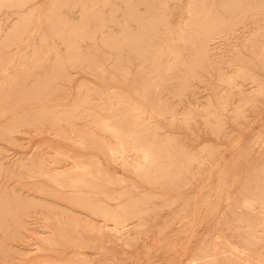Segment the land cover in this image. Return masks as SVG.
<instances>
[{"label": "rangeland", "instance_id": "rangeland-1", "mask_svg": "<svg viewBox=\"0 0 264 264\" xmlns=\"http://www.w3.org/2000/svg\"><path fill=\"white\" fill-rule=\"evenodd\" d=\"M130 1L147 20L164 9L172 28L187 17L188 0ZM201 1L225 17L222 5L231 3L234 27L220 34L211 61L202 65L192 63L195 44L175 39L180 63L160 72L131 50L109 48L110 37L122 32L124 0H67L58 9L68 25L65 34L82 24L85 7L98 13L102 21L92 16L89 22L94 33L78 38L91 61L74 56L54 33L48 19L54 0L0 7V264H264V93L253 94L258 84L264 91L262 0ZM130 27L137 29L134 22ZM156 34L149 43L167 35ZM236 66L248 73L238 76ZM6 75L14 80L2 85ZM133 98L156 110L151 119H136ZM104 117L148 140L155 132L154 140L176 153V161L194 160L175 183L137 176L133 141L124 142L127 152L118 159L109 150L118 139L97 125ZM76 164L90 166L97 187L80 193L47 180L53 171L83 175ZM101 189L125 194L107 201L111 208L129 205V197L140 200L123 235L113 233V224L93 208L102 204L96 202L103 198ZM46 235L56 242L45 245Z\"/></svg>", "mask_w": 264, "mask_h": 264}, {"label": "bare ground", "instance_id": "bare-ground-1", "mask_svg": "<svg viewBox=\"0 0 264 264\" xmlns=\"http://www.w3.org/2000/svg\"><path fill=\"white\" fill-rule=\"evenodd\" d=\"M25 0H0V7L5 5V4H14V2H24ZM80 1V0H79ZM126 1V12L124 14L125 20L122 23V32L119 35L116 36H111V42L109 45V48L111 50H123L126 48L127 50H131L137 55L141 56L144 58V61L149 60L150 61V66L153 68L155 72H160L161 70H169L172 68V66H175L180 63V58L181 54L180 51L178 50V47L175 45L174 40L177 39L181 42H190L196 45V54L197 58L193 60L192 63H195L197 65H202L203 62H210L211 57H212V45L215 44V40L218 37H221V33L223 31H228L231 30L234 27L235 23V17L232 15L231 10L233 11L231 6V3H224L222 5L224 12H228L229 16L225 17L221 13L214 14L211 12L210 8H207L204 6L203 2L201 0H188V4L186 7V13L187 17L184 19L183 23L181 25H178L176 28H172L170 25V22L168 20V13L165 12L164 9H161L159 14L156 16L155 19H143L139 18L138 14L136 13V6L133 4L130 0H124ZM32 2V1H31ZM167 2V1H166ZM81 3V2H80ZM67 6V0H54L53 6L54 10L52 11V15L48 17L50 21L52 22V26L55 28L54 33L60 37L63 38L64 40L67 41L69 45V51L72 52L74 56L77 58H80L82 60H87L91 61L89 58L88 54H83L81 53L80 45H78V38L82 37L81 35H87L91 36L92 32L94 31L90 30V18L92 16L95 17L97 21H102L101 18L99 17L98 13L93 12L89 13L87 12V8L85 7L83 10L86 12L85 13V18L82 24L73 26L71 28H68L67 34H65L64 28H66L68 25L66 21L63 19L59 18L58 15V9L61 6ZM83 5V4H82ZM164 5V4H163ZM262 9H264V0H262V3L259 4ZM166 6V4L164 5ZM81 7V6H80ZM84 7V5H83ZM93 6H90L89 8H92ZM20 9L19 7H17ZM162 8L161 5H159V9ZM250 8V7H249ZM17 9V10H18ZM32 9V8H31ZM46 12V11H45ZM60 12V11H59ZM158 13V12H156ZM258 13V12H257ZM28 12L25 14L27 15ZM251 14V13H250ZM49 15V14H46ZM45 15V16H46ZM253 15V14H252ZM264 15V14H263ZM186 16V15H185ZM39 17V16H38ZM21 18V17H20ZM30 18V17H28ZM45 18V17H43ZM31 20V19H30ZM43 23L44 19L42 20ZM182 21V20H181ZM134 22L136 24L137 29L132 30L130 25ZM21 23V21H20ZM27 23V21H26ZM58 24V25H57ZM180 24V23H179ZM24 25V24H23ZM28 25V23H27ZM44 25V24H43ZM49 25V24H48ZM26 26V25H25ZM17 27V26H16ZM48 27V26H47ZM104 25H100V29H103ZM21 28V27H20ZM50 29V30H51ZM262 32H264V24H262V27L258 28ZM27 30V29H26ZM25 30V31H26ZM49 30V28H48ZM47 30V31H48ZM17 31V30H16ZM24 31V33H25ZM14 32V30H13ZM51 31H48L50 33ZM157 32H163V33H173L176 35L174 38L168 37L167 35L162 37V42L161 43H156V44H151L148 42L149 36H153ZM24 33L22 35H24ZM45 33V31H44ZM6 34V33H5ZM47 34V33H46ZM53 34V33H52ZM104 34V31L101 32V35ZM13 35V33H12ZM45 35V34H44ZM157 35V34H156ZM155 35V36H156ZM226 35V34H225ZM9 36V35H8ZM46 36V35H45ZM12 37V36H11ZM10 37V38H11ZM22 37V36H21ZM85 37V36H84ZM87 38V37H86ZM158 38V37H157ZM15 39V38H14ZM13 39V41H14ZM17 39V38H16ZM219 39V38H218ZM7 42V39H5ZM10 42V39L8 40ZM4 42V40H3ZM8 43V45H10ZM13 43V42H12ZM11 43V44H12ZM5 44V45H6ZM49 44V43H48ZM11 46V45H10ZM47 46V45H46ZM5 47V46H4ZM44 48V47H43ZM42 48V49H43ZM255 52V51H254ZM262 53V52H261ZM263 55V54H262ZM72 56V55H71ZM130 56V55H129ZM196 56V55H195ZM240 56V55H239ZM69 57V56H68ZM1 58V57H0ZM167 58H170L168 61ZM255 58V57H254ZM5 59V58H4ZM9 59V58H7ZM22 59V58H21ZM64 59V58H63ZM264 59V58H263ZM3 58H1V61ZM5 61V60H4ZM237 61V60H236ZM261 61V59H260ZM33 62V61H32ZM141 62V61H140ZM2 64L6 62H1ZM66 63V62H65ZM13 64V63H12ZM57 64V63H56ZM80 64V63H79ZM1 65V64H0ZM65 65V64H64ZM67 65V63H66ZM65 65V66H66ZM57 66V65H56ZM60 64H58L57 67H59ZM245 66V65H244ZM12 67V66H11ZM42 67V66H41ZM40 67V68H41ZM64 67V66H63ZM263 67H264V61H263ZM68 68V67H67ZM238 68V76L240 74H243V72H246L243 67L236 66ZM257 68V67H256ZM64 69H66L64 67ZM122 69V68H121ZM248 69V68H247ZM6 70V68L4 69ZM36 70V68L34 69ZM142 70V69H141ZM140 70V71H141ZM145 70V69H144ZM188 70V69H187ZM193 70L192 66L189 68V73ZM258 70V69H257ZM143 71V70H142ZM249 71V70H248ZM64 72V71H63ZM66 72V71H65ZM169 72V71H168ZM187 72V71H185ZM194 72V71H193ZM251 72V71H250ZM262 72V71H261ZM44 73V72H43ZM248 73V72H246ZM16 74V73H15ZM31 74V73H30ZM33 74V73H32ZM169 74V73H168ZM25 75V74H24ZM65 75V74H63ZM62 75V76H63ZM189 75V74H188ZM248 75V74H247ZM252 75L249 73V76ZM255 75V74H254ZM11 76V75H10ZM17 76V75H16ZM32 76V75H31ZM41 76V75H40ZM146 76V75H145ZM144 76V77H145ZM227 76V75H226ZM234 76V75H233ZM238 76L236 78H238ZM13 77V76H12ZM9 79L10 77L8 75L4 76L1 79L2 85H6L5 83H12L14 79ZM18 77V76H17ZM16 77V78H17ZM94 77V76H93ZM235 77V76H234ZM148 78V77H147ZM154 78V77H153ZM240 78V77H239ZM254 81V76L252 77ZM27 79V77L25 78ZM223 79V78H222ZM34 80V79H33ZM242 80V79H241ZM251 80V79H250ZM151 81H153L151 79ZM24 82V81H23ZM146 82V81H145ZM150 82V79L149 81ZM182 82V81H181ZM257 82V81H256ZM4 83V84H3ZM36 83V82H35ZM182 84V83H181ZM235 84V83H234ZM10 85V84H9ZM236 85V84H235ZM239 85V83H238ZM125 86V84H124ZM127 86V85H126ZM149 86H153L150 85ZM161 86V85H160ZM237 86V85H236ZM235 86V87H236ZM263 85L258 84V87L254 90L253 94L255 96L257 95H263ZM6 87V86H5ZM9 88V87H8ZM122 89V88H121ZM5 90V89H4ZM10 90V89H9ZM110 90V89H109ZM6 91V90H5ZM4 91V92H5ZM8 91V90H7ZM231 91V89H230ZM230 91H229V96H230ZM125 92V91H124ZM6 93V92H5ZM114 93V92H112ZM141 93H143L141 91ZM89 94V93H88ZM109 94V93H107ZM129 94V93H128ZM57 95V94H56ZM115 95V94H114ZM175 95V94H174ZM9 96V93L7 97ZM111 96V95H109ZM118 96V95H117ZM120 96V94H119ZM123 96V95H122ZM228 96V95H227ZM6 97V95L4 96ZM55 97V96H54ZM114 97V96H112ZM139 97V96H138ZM147 97V96H146ZM251 96L246 99V102H249L251 100ZM51 98V97H50ZM108 98V97H107ZM119 98V97H118ZM122 98V97H121ZM227 98V97H226ZM134 99V98H133ZM245 99V98H244ZM45 100V99H44ZM107 100V99H106ZM121 100V99H120ZM220 100V99H219ZM223 100V99H221ZM220 100V101H221ZM226 100V99H224ZM223 100V101H224ZM243 100V98H242ZM48 101V100H47ZM126 101V100H125ZM123 102V101H122ZM131 102V101H130ZM133 102V101H132ZM142 102V101H141ZM113 103V102H112ZM210 103V102H207ZM221 103V102H220ZM226 103V102H224ZM109 104V103H108ZM116 104V100L115 103ZM113 104V105H114ZM120 104V103H119ZM212 104V103H211ZM232 104V103H231ZM124 105V104H123ZM209 105V104H208ZM206 105V106H208ZM214 105V104H213ZM219 105V104H218ZM222 106V103L220 104ZM23 106V105H22ZM25 106V105H24ZM125 106V105H124ZM123 106V107H124ZM128 106V105H126ZM125 106V107H126ZM132 106V105H130ZM210 107L212 105H209ZM224 106V105H223ZM204 107V106H203ZM216 107V106H215ZM46 108V107H45ZM151 109H147L145 106V102L143 103H137L134 99V107L133 111L135 114L136 119H151L153 115L156 113V110L150 107ZM214 108V106L212 107ZM226 108V107H225ZM238 108V107H237ZM88 109V108H87ZM112 110V108H110ZM40 110V109H39ZM115 110V109H114ZM208 110V109H205ZM212 110V109H211ZM234 110V109H233ZM42 111V110H40ZM190 111V110H189ZM162 112V111H161ZM209 113H212L211 111H208ZM12 113V112H10ZM110 113V112H109ZM208 113V114H209ZM242 113V112H241ZM34 115V114H33ZM63 115V114H62ZM214 115V114H213ZM218 115V114H217ZM1 116V115H0ZM31 116V115H30ZM192 116V115H190ZM212 116V115H211ZM216 116V115H215ZM214 116V117H215ZM28 117V116H27ZM26 117V118H27ZM236 117V116H235ZM30 118V117H28ZM110 118V117H109ZM184 118V117H183ZM186 118V117H185ZM210 118V117H209ZM213 118V117H212ZM234 118V117H233ZM95 120V119H93ZM209 120V119H208ZM214 120V119H213ZM97 121V120H95ZM145 121V120H144ZM217 121V120H216ZM219 121V120H218ZM221 121V120H220ZM143 122V121H142ZM35 123V122H34ZM113 123V121H112ZM108 118H99L97 121V125L106 131L107 133H112V138L114 136L118 139V143L115 144L116 146H109V150L112 152V154L118 156L120 158L125 157V153L127 152V148L125 147V142L126 140H132L133 144L129 145L131 146L130 149L135 151V154H137V159H135L130 164L131 167H133L134 173L137 176H145L146 178L152 177L154 179L159 178L162 179L163 181L167 183H175L178 180V177L180 178V174L184 172L186 166L194 160L192 157H184L179 160H174L175 154L174 152H171L170 149H167L163 146L162 143H158L157 141L154 140L155 137V132H152V139L148 140L145 136H143V132H136L132 127V130H129L127 132L122 131L121 129L118 128L117 124H112ZM213 123V122H212ZM136 124V123H135ZM138 124V123H137ZM210 124V123H209ZM214 124V123H213ZM11 125V124H10ZM134 125V123H133ZM139 125V124H138ZM97 126V127H98ZM140 126V125H139ZM101 129V131H102ZM140 130V129H139ZM138 131V130H137ZM106 133V134H107ZM109 135V134H108ZM114 135V136H113ZM9 136V135H7ZM111 136V135H109ZM159 136V135H158ZM173 136V135H172ZM10 137V136H9ZM71 138V137H70ZM80 138V137H79ZM92 138V137H91ZM158 138V137H157ZM75 139V138H74ZM101 139V138H100ZM117 139L116 140L117 142ZM69 140V139H68ZM82 140V139H81ZM83 142V141H81ZM125 142V143H124ZM106 143V142H105ZM108 144V143H106ZM168 144V143H167ZM107 148V145H105ZM210 146V145H209ZM129 148V146H128ZM170 148V147H169ZM208 148V147H207ZM173 150V148H172ZM61 152V151H60ZM110 152V153H111ZM131 152V151H130ZM137 152V153H136ZM56 154V153H55ZM59 154V152H58ZM56 154V155H58ZM62 154V152H61ZM129 155V154H128ZM197 157V156H196ZM117 159V158H115ZM197 159V158H196ZM121 160V159H120ZM119 160V161H120ZM131 161V159H130ZM122 162V161H121ZM129 163V162H128ZM202 163V161H201ZM209 163V162H208ZM125 164V163H124ZM74 167V166H73ZM70 168V167H69ZM75 169H81L83 172V175L80 174H69L66 171L64 172H56L54 174V171L52 172L53 175H50V178H47L49 182L52 180V183H54L56 186H59L61 188H74L78 192L82 193L81 188L87 187V186H92V187H97V178L94 174L93 171L91 170L90 166H80L79 164H76ZM174 168V170L172 169ZM66 169V168H65ZM132 170V171H133ZM62 171V170H60ZM48 172V171H47ZM101 172V171H100ZM81 173V172H80ZM102 175V174H101ZM84 176H86L84 178ZM183 176V175H182ZM44 177V176H43ZM184 177V176H183ZM46 178V177H45ZM103 178V177H102ZM107 178V177H106ZM193 178V177H192ZM111 179V178H110ZM109 179V180H110ZM182 179V177H181ZM180 179V180H181ZM223 180V179H222ZM197 181V180H196ZM105 182V181H104ZM108 182V181H107ZM224 183V182H223ZM100 184V183H99ZM106 184V183H105ZM189 184V183H188ZM100 186V185H98ZM103 186V185H101ZM120 186V185H119ZM133 186V185H132ZM106 187V185L104 186ZM218 187V186H217ZM103 188V187H102ZM5 189V188H4ZM89 189V188H88ZM99 190V189H96ZM219 190V189H218ZM85 191V189H84ZM83 191V192H84ZM103 193V198L97 200L96 202H101L102 204H96L95 207L93 206L94 210L99 212L100 215L106 220L110 221L113 224V233H122L123 235V230L127 228L126 222L128 219L134 217L136 213L140 211V200L130 198L129 197V205H118L116 208H111L109 205V201H115L120 198V195H125L122 193H109L106 192L105 190L101 189L100 190ZM99 191V192H100ZM168 192V191H167ZM175 193V192H174ZM93 194V192H92ZM96 194V193H95ZM99 194V193H98ZM97 194V195H98ZM101 194V193H100ZM80 196V195H79ZM92 199V197H90ZM19 200V199H18ZM78 200V199H77ZM76 200V201H77ZM17 201V200H16ZM22 202V200L20 199ZM108 201V202H107ZM81 202V201H80ZM86 202V201H85ZM89 202V201H88ZM87 202V204H88ZM126 203V202H125ZM20 204V203H19ZM18 205V204H17ZM27 205V204H26ZM11 206V205H10ZM21 207V205H18ZM85 206V205H84ZM250 206H252L250 204ZM6 207V206H5ZM87 207V206H85ZM91 208V207H90ZM264 209V208H263ZM21 210V209H19ZM18 210V211H19ZM13 211V210H12ZM17 211V210H16ZM264 211V210H263ZM63 214V213H62ZM75 214V213H74ZM10 215H12L10 213ZM25 215V214H24ZM45 215V214H44ZM94 215V214H92ZM138 216V215H137ZM11 217V216H10ZM88 217V216H87ZM1 218V217H0ZM9 218V217H8ZM67 219V218H66ZM1 220V219H0ZM20 220V219H19ZM4 221V220H3ZM51 221V220H50ZM68 221V220H67ZM80 221V220H79ZM22 222V221H21ZM58 222V221H57ZM20 223V222H18ZM68 223V222H67ZM82 223V222H81ZM107 224V223H106ZM14 225V224H13ZM16 225V224H15ZM20 225V224H19ZM72 225V224H71ZM86 225V224H85ZM89 225V224H88ZM108 225V224H107ZM90 226V225H89ZM92 226V225H91ZM126 226V228H125ZM45 227V226H44ZM112 226H110L111 228ZM61 228V227H60ZM109 228V227H108ZM55 230L59 231L57 228ZM110 230V229H109ZM101 232V228H100ZM112 232V231H110ZM58 233V232H57ZM62 233V232H59ZM14 234V233H13ZM50 234V233H49ZM63 234V233H62ZM51 235V234H50ZM61 235V234H60ZM114 235V234H113ZM128 235V234H127ZM47 238H43V242L48 244L50 246V243L56 242V239L53 238H48V235H46ZM54 237V235H52ZM57 236H59L57 234ZM68 236V235H67ZM101 236V235H100ZM61 237V236H60ZM64 237V235H63ZM116 237V236H115ZM130 237V236H128ZM40 238V237H39ZM74 238V237H71ZM124 239V238H123ZM77 240V239H75ZM47 245V246H48ZM96 247V246H95ZM101 248V247H100ZM105 250V249H104ZM66 257V256H65ZM54 258V257H53ZM57 261V260H56ZM54 264V263H53Z\"/></svg>", "mask_w": 264, "mask_h": 264}]
</instances>
